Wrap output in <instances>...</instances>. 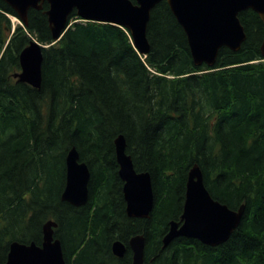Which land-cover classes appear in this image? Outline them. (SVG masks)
Wrapping results in <instances>:
<instances>
[{
    "label": "trees",
    "instance_id": "1",
    "mask_svg": "<svg viewBox=\"0 0 264 264\" xmlns=\"http://www.w3.org/2000/svg\"><path fill=\"white\" fill-rule=\"evenodd\" d=\"M135 2L134 0H132ZM31 9L15 25L0 0V264L12 242L41 245L54 220L67 264H132L112 244L146 238V264H264V23L239 14L247 36L238 52L222 48L214 68L197 66L185 31L166 1L151 13L150 52L142 56L126 29L82 21L74 12L59 42L43 49L42 84L19 82L20 55L32 40L52 44L47 16ZM123 135L138 172L152 177L149 219L129 218L116 160ZM88 164L89 200H61L66 156ZM198 164L212 197L245 205L240 226L217 247L179 237L191 167Z\"/></svg>",
    "mask_w": 264,
    "mask_h": 264
},
{
    "label": "water",
    "instance_id": "2",
    "mask_svg": "<svg viewBox=\"0 0 264 264\" xmlns=\"http://www.w3.org/2000/svg\"><path fill=\"white\" fill-rule=\"evenodd\" d=\"M24 23H28L31 9L49 8L47 16L52 32V44L60 41L70 27V17L75 12L83 21L110 23L127 29L134 45L142 55L150 52L147 28L153 9L166 1L178 23L185 31L193 60L197 66L214 68L219 51L227 48L238 52L247 36L239 14L253 10L264 23V0H2ZM43 46L32 40L20 55L21 72L14 75L19 81L34 88H41ZM264 59V39L261 45ZM123 135L115 139L119 177L124 182L123 193L129 218L149 219L154 207L152 177L148 172H137L132 157L126 152ZM91 172L87 163L80 160L76 148L66 156V184L61 200L75 207H82L89 200ZM245 205L234 210L215 200L205 185L204 174L194 164L188 174L181 221H171L163 238L164 247L179 237L191 238L217 247L225 243L240 226ZM58 224L49 220L43 225V242L24 244L12 242L4 264H67L62 242L55 237ZM132 264L145 263L146 238L133 236L128 242ZM113 254L123 259L127 245L117 240L112 244Z\"/></svg>",
    "mask_w": 264,
    "mask_h": 264
},
{
    "label": "rangeland",
    "instance_id": "3",
    "mask_svg": "<svg viewBox=\"0 0 264 264\" xmlns=\"http://www.w3.org/2000/svg\"><path fill=\"white\" fill-rule=\"evenodd\" d=\"M12 21L16 24L19 25L20 24V20L18 18L13 17ZM125 257V256H124Z\"/></svg>",
    "mask_w": 264,
    "mask_h": 264
},
{
    "label": "flooded vegetation",
    "instance_id": "4",
    "mask_svg": "<svg viewBox=\"0 0 264 264\" xmlns=\"http://www.w3.org/2000/svg\"><path fill=\"white\" fill-rule=\"evenodd\" d=\"M125 245H127V251H128V249L130 250V248H128V243L127 244H125ZM131 251V250H130Z\"/></svg>",
    "mask_w": 264,
    "mask_h": 264
},
{
    "label": "bare ground",
    "instance_id": "5",
    "mask_svg": "<svg viewBox=\"0 0 264 264\" xmlns=\"http://www.w3.org/2000/svg\"><path fill=\"white\" fill-rule=\"evenodd\" d=\"M168 4V3H167ZM115 142V141H114Z\"/></svg>",
    "mask_w": 264,
    "mask_h": 264
}]
</instances>
